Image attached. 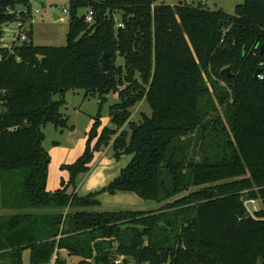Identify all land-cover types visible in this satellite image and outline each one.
<instances>
[{
  "label": "trees",
  "instance_id": "trees-1",
  "mask_svg": "<svg viewBox=\"0 0 264 264\" xmlns=\"http://www.w3.org/2000/svg\"><path fill=\"white\" fill-rule=\"evenodd\" d=\"M20 7L31 16L29 0H0V28ZM67 12L64 46L35 45L30 24L25 43L0 48V209L11 211L0 213V264H23L26 250L28 264L53 256V264H264V73L254 76L264 63V0H244L233 13L68 0ZM105 52L123 65L103 72ZM77 89L97 96L98 112L82 154L61 166L69 179L49 191L44 128L68 127L60 108ZM109 93L119 99L109 108L113 128L99 130ZM142 100L149 114L129 120ZM124 124L129 131L110 148L129 162L104 187L78 195V176ZM103 192H133L161 207L93 210ZM246 199L260 203L253 216Z\"/></svg>",
  "mask_w": 264,
  "mask_h": 264
},
{
  "label": "rangeland",
  "instance_id": "rangeland-1",
  "mask_svg": "<svg viewBox=\"0 0 264 264\" xmlns=\"http://www.w3.org/2000/svg\"><path fill=\"white\" fill-rule=\"evenodd\" d=\"M30 15L27 22L32 25V42L40 46H64L66 43V33L68 30L69 14L68 0H29ZM174 5L179 2H185L189 5L205 4L209 9H222L226 13H233L237 4L243 3L244 0H156V3ZM80 13L83 10L79 11ZM55 15L58 16L55 19ZM116 21H119L118 14L114 15ZM29 28V27H28ZM17 32L14 23H9L6 30V41H10L12 36ZM115 66H122L123 58L118 55L112 62ZM124 86H120L122 89ZM69 100L60 108V112L68 118V127L64 129H56L52 124H47L44 128V147L48 151L50 162L48 166V179L46 188L54 191L59 188L61 181L69 179L67 169H62V165L73 163L78 158L87 142L88 132L93 123L99 108L97 96H88L84 98V91L77 89L69 91ZM71 96V97H70ZM119 101L117 94L109 93L106 95L105 102L100 107V127L103 126L113 128L110 121L109 108ZM131 115L129 120L137 122L140 119V113H148L149 107L145 100L136 103L130 108ZM122 130L128 132L127 125L124 124L117 133L111 137L109 145L102 150L94 152L93 159L90 163V171L88 174L78 176V184L76 192L78 195H85L89 192L98 190L115 177L118 176L120 170L129 162L131 156L123 155L119 159L114 158L111 142L117 134ZM193 189V188H191ZM100 205L94 207L93 210H145L156 211L161 207L160 203L150 200H144L133 192H117L109 194L103 192L98 196ZM172 200V199H171ZM11 212L1 210L0 213ZM28 252H25L23 259L26 260ZM54 256L52 257V259ZM52 259L49 264H52ZM67 264H76V258H68Z\"/></svg>",
  "mask_w": 264,
  "mask_h": 264
},
{
  "label": "built area",
  "instance_id": "built-area-1",
  "mask_svg": "<svg viewBox=\"0 0 264 264\" xmlns=\"http://www.w3.org/2000/svg\"><path fill=\"white\" fill-rule=\"evenodd\" d=\"M25 12V8L24 7H20L16 10H10L9 13L16 15V20L11 22L14 23L17 29V32L12 36V38L10 39L9 43L8 41H6L5 37H6V30H7V25H3L0 30L2 32V35L0 36V48H7V49H11L14 45H18L22 42H26L27 40V31H28V27L30 25V23L32 22V18H31V22L30 23H26L27 26L24 27V24L26 21L29 20V16L22 18L21 17V13ZM24 19V20H23ZM28 19V20H27ZM84 20L86 23L91 24L94 21V13L92 12V10H88L84 16ZM116 27H123L121 22H117L116 23ZM259 69H261V72L258 73L256 75L257 78L262 79L263 78V73H264V63L261 62L260 63V67ZM246 190L243 191V193H245ZM244 204L249 212L250 215H254L255 212H257L259 210L260 207V203L258 201H256L255 199H246L244 201ZM54 258L52 259V264H53ZM115 264H121V257H118L115 259L114 261ZM134 264V263H131Z\"/></svg>",
  "mask_w": 264,
  "mask_h": 264
},
{
  "label": "water",
  "instance_id": "water-1",
  "mask_svg": "<svg viewBox=\"0 0 264 264\" xmlns=\"http://www.w3.org/2000/svg\"><path fill=\"white\" fill-rule=\"evenodd\" d=\"M98 17V14H96V17ZM58 16L55 15V19H57ZM25 43V42H23ZM259 51L261 54L264 53V43H262L259 47ZM100 64H101V70L103 72H112L114 70L115 65L111 62L110 60V52H105L103 53V55L100 58ZM261 72V69H256V71L254 72V76H256L258 73ZM222 74H225L227 77H232V73L230 72L229 68H224L221 71ZM69 100V97L66 96L65 97V101Z\"/></svg>",
  "mask_w": 264,
  "mask_h": 264
},
{
  "label": "crops",
  "instance_id": "crops-1",
  "mask_svg": "<svg viewBox=\"0 0 264 264\" xmlns=\"http://www.w3.org/2000/svg\"><path fill=\"white\" fill-rule=\"evenodd\" d=\"M68 95H70V92L67 93V96H68ZM70 97H71V96H70ZM25 252H28V251H27V250L24 251V252H23V255H24ZM28 254H29V252H28ZM23 255H22V256H23ZM28 256H29V255H27L26 260L23 259V264H28ZM22 258H23V257H22Z\"/></svg>",
  "mask_w": 264,
  "mask_h": 264
}]
</instances>
